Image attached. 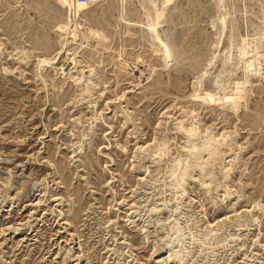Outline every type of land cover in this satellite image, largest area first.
<instances>
[{"label":"rangeland","instance_id":"obj_1","mask_svg":"<svg viewBox=\"0 0 264 264\" xmlns=\"http://www.w3.org/2000/svg\"><path fill=\"white\" fill-rule=\"evenodd\" d=\"M66 1L56 74L68 8L0 0V264H264V0Z\"/></svg>","mask_w":264,"mask_h":264},{"label":"bare ground","instance_id":"obj_2","mask_svg":"<svg viewBox=\"0 0 264 264\" xmlns=\"http://www.w3.org/2000/svg\"><path fill=\"white\" fill-rule=\"evenodd\" d=\"M3 2H5L6 5L10 6L11 8L13 7L11 5V3L9 2V0H1ZM14 1V0H13ZM61 5L66 6L68 8L67 10V16L65 18V20L62 23L56 24L54 25V31L58 33L59 35V50L57 51V53L51 57H43V58H38L37 59V65L38 67L41 69L46 67H51L52 70L54 71V73L56 74H62L63 73V68L61 66H59L57 64V61L59 60L60 56L62 55V53H65V55H71V50L68 49V46L73 43L76 44V42L78 41L77 39L80 38L82 39V37H80V31L83 30V26L84 24L74 20L72 13H71V9H70V5L67 3L66 0H57ZM96 0H91L90 2H79L77 0H74V2L77 5H91L95 2ZM21 2V1H20ZM172 2V0H162L161 4L162 5H168ZM17 3V2H16ZM16 5V4H15ZM22 5V4H21ZM15 7V6H14ZM13 7V8H14ZM236 24V23H235ZM234 24V25H235ZM156 25V20H153L150 24L151 28L153 29V27ZM230 26V25H229ZM223 28V27H222ZM260 32V31H259ZM263 33V32H262ZM261 34V33H260ZM87 37H96L99 39V41L104 39V36L99 32L96 31L95 29H91V28H86L85 30V35ZM83 36V37H84ZM258 37V36H257ZM263 37V36H262ZM257 40V39H256ZM261 41V39H260ZM263 41V40H262ZM255 42V41H254ZM2 44V43H1ZM261 47V46H260ZM219 48V47H218ZM263 48V47H262ZM261 51V50H260ZM233 52V51H232ZM244 54V49L240 50V56H243ZM258 52H257V47L254 49L252 55L249 56L248 59L245 60V65H244V71H245V75H244V79L242 81H237L234 82V88L232 89V93L231 94H223L220 99V101L224 102V101H231L230 105H233L235 100H236V92L235 89L238 87V85H241V91L243 93L245 85L248 83V74L249 72H252L253 74H257L258 69H257V64L258 62V58L257 57ZM213 62V61H212ZM211 64V63H210ZM259 65V64H258ZM259 68V67H258ZM209 99V98H208ZM186 134L189 137H193L195 134V130L190 129V130H186ZM216 142L214 140L213 137H210L209 135L206 136L205 141L203 142V144L201 145V147H197L196 145H192V152L193 150H199L200 153L201 152H206L210 157H215L217 155V147L215 145H213V143ZM202 143V142H201ZM217 143V142H216ZM200 145V144H199ZM221 146V145H220ZM200 148V149H199ZM161 149L159 148L158 151H160ZM188 150V149H187ZM191 151V150H190ZM198 151V152H199ZM188 153V152H187ZM198 154V153H197ZM194 157H195V153H194ZM198 161V160H197ZM207 164V163H206ZM206 166V165H205ZM203 167V166H202ZM201 168V167H200ZM184 173L181 174V176L178 178L179 181H182L183 177H184ZM172 230H174L176 233H178V229L176 230L174 227H172ZM172 232V231H171ZM174 232V233H175ZM175 233V234H176ZM173 234V233H172ZM182 235L179 234V239L178 241L181 242V238ZM178 243V242H177ZM171 255H168V258ZM167 258V259H168ZM181 261V260H180ZM181 263V262H180Z\"/></svg>","mask_w":264,"mask_h":264},{"label":"built area","instance_id":"obj_3","mask_svg":"<svg viewBox=\"0 0 264 264\" xmlns=\"http://www.w3.org/2000/svg\"><path fill=\"white\" fill-rule=\"evenodd\" d=\"M77 1H79V2H90L91 0H77Z\"/></svg>","mask_w":264,"mask_h":264},{"label":"water","instance_id":"obj_4","mask_svg":"<svg viewBox=\"0 0 264 264\" xmlns=\"http://www.w3.org/2000/svg\"><path fill=\"white\" fill-rule=\"evenodd\" d=\"M88 74V72H85V75H87Z\"/></svg>","mask_w":264,"mask_h":264}]
</instances>
